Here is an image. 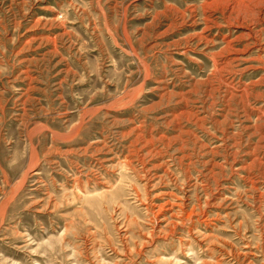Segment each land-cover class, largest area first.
<instances>
[{
    "label": "rangeland",
    "instance_id": "obj_1",
    "mask_svg": "<svg viewBox=\"0 0 264 264\" xmlns=\"http://www.w3.org/2000/svg\"><path fill=\"white\" fill-rule=\"evenodd\" d=\"M0 264H264V0H0Z\"/></svg>",
    "mask_w": 264,
    "mask_h": 264
}]
</instances>
